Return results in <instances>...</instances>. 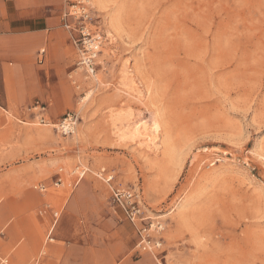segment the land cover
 <instances>
[{
	"label": "rangeland",
	"instance_id": "obj_1",
	"mask_svg": "<svg viewBox=\"0 0 264 264\" xmlns=\"http://www.w3.org/2000/svg\"><path fill=\"white\" fill-rule=\"evenodd\" d=\"M104 2L88 25L108 37L96 49L99 84L78 65L75 20L60 98H35L16 120L34 143L0 169V264H62L64 254V264H110L99 257L112 253L113 264H155L163 250L164 264H264V0ZM67 113L79 122L64 137ZM115 189L164 224L157 253L135 254L137 228Z\"/></svg>",
	"mask_w": 264,
	"mask_h": 264
},
{
	"label": "crops",
	"instance_id": "obj_2",
	"mask_svg": "<svg viewBox=\"0 0 264 264\" xmlns=\"http://www.w3.org/2000/svg\"><path fill=\"white\" fill-rule=\"evenodd\" d=\"M74 1L76 0H0V109L6 113L8 111L12 113L8 116L0 112V169L11 170L10 163L14 159V153L18 151L19 146H22L21 143L25 142V146L30 145L31 151L33 150L34 142L30 140L31 134L18 121L16 122L19 119L25 121L23 119L29 116L26 111H23V106L32 103L35 98L42 100L51 97L53 100L60 98V94H55L54 90L62 84L63 75L67 72L69 65L68 51L73 44L68 40L67 33L73 40L74 33L71 30L76 22L68 11L74 5ZM67 26L69 28H66ZM44 67H46L47 82L41 76V68ZM49 75L55 80L50 82ZM19 89H23L21 101L10 95H16ZM36 104L35 109L39 108L40 119L46 121L47 109L44 103ZM120 210L127 219L122 209ZM58 215V213L54 214L55 220L49 230V240L54 235ZM145 224V222L133 224L137 228L138 243V228ZM56 249L59 247H54V250ZM144 253L146 252L137 250L135 254L141 260ZM161 253L163 254L164 250ZM65 257L64 254L62 264ZM103 258L105 260L99 257L100 263L113 264L115 254L112 253ZM68 264L85 263L71 259Z\"/></svg>",
	"mask_w": 264,
	"mask_h": 264
},
{
	"label": "built area",
	"instance_id": "obj_3",
	"mask_svg": "<svg viewBox=\"0 0 264 264\" xmlns=\"http://www.w3.org/2000/svg\"><path fill=\"white\" fill-rule=\"evenodd\" d=\"M72 11L69 13L77 21H81V28L79 31L80 38L75 40L80 53V60L78 65L81 66L88 74L96 72L98 55L96 48L100 47L102 42V35L97 32H89L87 25H92L93 18L91 15V7L88 6L86 0H78L71 7ZM66 28H69L67 26ZM101 35V39H97ZM100 38V37H99ZM99 43V44H98ZM44 109H42L43 111ZM45 120L41 119V123L45 124ZM79 122L77 113H68L58 124V130L62 136H71L74 133L76 123ZM114 177H109L108 182L112 181ZM112 202L122 209L127 219L137 225L138 223L145 222L143 227L138 228L139 243L138 248L140 251L149 252L154 250L157 253L158 249L163 245V232L165 226L161 221L153 222L151 217L147 216L145 212L141 197L133 192L123 189H115L113 191ZM164 264L162 254H156V263Z\"/></svg>",
	"mask_w": 264,
	"mask_h": 264
},
{
	"label": "bare ground",
	"instance_id": "obj_4",
	"mask_svg": "<svg viewBox=\"0 0 264 264\" xmlns=\"http://www.w3.org/2000/svg\"><path fill=\"white\" fill-rule=\"evenodd\" d=\"M105 0H86V2L88 3V6L90 7L91 5H94L95 7H97L98 9H104L105 8V2H104ZM111 11H112V9H111ZM115 15V14H114ZM111 18V17H110ZM117 18V17H116ZM108 19V18H107ZM111 20V19H110ZM116 30V27H115V25H113V23H109V28H108V30H107V34L109 35V36H113V34H112V31L114 32ZM107 36H105L104 38H102L103 40H102V42H101V44H100V46L102 45V44H104L105 45V42H107L106 40H107ZM101 39V38H100ZM99 44V43H98ZM98 48V47H97ZM96 48V49H97ZM101 51V50H100ZM99 52V50L98 51H96V53H98ZM86 73V72H85ZM89 76V78L93 81V82H95V84H99V82H100V80H99V77L95 74V73H93V74H89L88 75ZM88 77H85V80H87V79H89ZM92 88V87H91ZM91 96H92V92H90V93H88L87 94V96L85 97V99H83V102L85 101H87L88 99H90L91 98ZM84 104V103H83ZM79 111H83V105L81 106V108H80V110ZM155 123V122H154ZM76 125H78V123H76ZM153 125V124H152ZM58 127V126H57ZM56 127V128H57ZM77 128V127H76ZM76 128H74V134H76L77 133V129ZM145 129V128H144ZM155 134H156V136L152 139L151 137H150V139H152L153 140V146L155 147H157V142H156V140L159 138V134L157 135V133H159V128L158 127H156V129H155ZM145 135V134H144ZM153 137V136H152ZM144 146V145H143ZM146 146V145H145ZM149 146V145H148ZM264 158V157H263ZM78 168H76V169H74L73 171H72V173L75 171V170H77ZM80 173H81V171H80ZM171 264H173V262H171Z\"/></svg>",
	"mask_w": 264,
	"mask_h": 264
}]
</instances>
